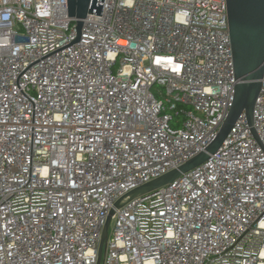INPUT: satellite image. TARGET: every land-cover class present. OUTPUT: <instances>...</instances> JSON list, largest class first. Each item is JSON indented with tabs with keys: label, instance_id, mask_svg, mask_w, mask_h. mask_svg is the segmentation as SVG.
<instances>
[{
	"label": "built area",
	"instance_id": "1",
	"mask_svg": "<svg viewBox=\"0 0 264 264\" xmlns=\"http://www.w3.org/2000/svg\"><path fill=\"white\" fill-rule=\"evenodd\" d=\"M0 0V264H264V72L232 105L225 0ZM253 131V132H252ZM109 223V224H110Z\"/></svg>",
	"mask_w": 264,
	"mask_h": 264
},
{
	"label": "water",
	"instance_id": "2",
	"mask_svg": "<svg viewBox=\"0 0 264 264\" xmlns=\"http://www.w3.org/2000/svg\"><path fill=\"white\" fill-rule=\"evenodd\" d=\"M105 0H67V15L75 21V43L80 40L83 20L87 15L101 17ZM227 5L228 32L232 51L234 87L232 105L213 143L178 169L151 181L125 195L116 204L121 205L124 199L143 196L173 183L185 174L204 164L209 156L220 148L234 123L244 114L249 125L252 124V112L260 91V80L264 72V0H225ZM253 132V131H252ZM110 211L102 229L97 251L96 264L101 262L102 246L107 237L110 223Z\"/></svg>",
	"mask_w": 264,
	"mask_h": 264
},
{
	"label": "rangeland",
	"instance_id": "3",
	"mask_svg": "<svg viewBox=\"0 0 264 264\" xmlns=\"http://www.w3.org/2000/svg\"><path fill=\"white\" fill-rule=\"evenodd\" d=\"M110 230H111V223L108 226V233H110Z\"/></svg>",
	"mask_w": 264,
	"mask_h": 264
}]
</instances>
